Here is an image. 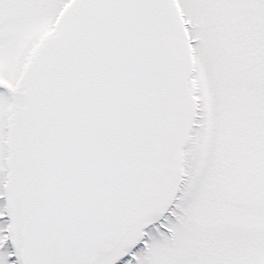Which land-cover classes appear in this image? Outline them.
Instances as JSON below:
<instances>
[{"label": "snow or ice", "instance_id": "snow-or-ice-1", "mask_svg": "<svg viewBox=\"0 0 264 264\" xmlns=\"http://www.w3.org/2000/svg\"><path fill=\"white\" fill-rule=\"evenodd\" d=\"M0 264H264V0H0Z\"/></svg>", "mask_w": 264, "mask_h": 264}]
</instances>
